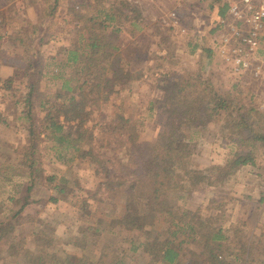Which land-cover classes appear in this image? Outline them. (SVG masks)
I'll list each match as a JSON object with an SVG mask.
<instances>
[{"label": "rangeland", "instance_id": "1", "mask_svg": "<svg viewBox=\"0 0 264 264\" xmlns=\"http://www.w3.org/2000/svg\"><path fill=\"white\" fill-rule=\"evenodd\" d=\"M127 1L133 9L141 6L138 8L140 24L121 27L117 43L132 78L119 85L117 93L96 110L89 124L94 131L98 153L134 166L126 155L127 149L121 144L129 136L130 126L135 129L140 143L156 142L167 117L161 107L164 93L160 86L170 77L183 82L199 74L204 81L214 84L221 94L231 93L233 85L239 84L245 93L236 97L238 104L245 110L252 108L264 112L263 51L248 58L252 66L240 77L233 75L232 64L215 53L211 57L207 53L193 54L195 44L199 45L200 51L212 49L225 32L216 21L217 9H210L213 0H186L181 10L177 8L176 0H158L156 4H148L146 0ZM76 2L81 0H0V82L7 83L11 79L13 83L10 91L0 90V119L6 120L0 122V222L16 216L14 238L2 248V264L38 263L42 252L33 242L32 232L36 228L54 231L58 245L52 249L57 257L63 259L65 255H71L92 261V256L85 255L71 242L78 227L84 224V218L80 216L83 199L94 205L92 223L95 224L100 217L104 220L95 235H99V249L105 248L108 260L115 264L119 258H124L129 264L146 262L141 254L131 253L129 241L106 235L104 229L108 230L110 219L102 216L105 212L101 208L109 209L103 201L108 203L110 196L103 193L105 177L98 174L88 161H58L52 143L44 140L37 165L42 180L37 179L35 188L27 191L29 172L24 166L23 154L29 139L18 121L20 111L17 103L28 92L25 73L31 64L42 72L33 78L42 94L57 93L72 74V67L66 65L67 58L59 54V50L70 46L75 38L72 24L75 14L71 7ZM102 4L106 5L107 0ZM97 9L100 8H91L92 13ZM173 12H177L180 18L177 26L170 18ZM256 70L259 71L258 76ZM189 90L193 91L192 88ZM36 112L40 120L41 115ZM227 121V114L217 116L198 133L185 130L180 135L186 139L191 137L187 150L190 166L209 173L212 180L217 174L210 171L224 166L239 149L231 139L232 126ZM53 175L57 176L55 184L46 180ZM60 178L68 181L61 196L54 189ZM218 184L211 186L206 183L196 190L180 192V188L174 186L163 205L174 214L197 212L203 217L216 218L223 228H241L251 250L249 264H264V155L256 166L242 168L224 184ZM16 191L15 203L10 202L9 198ZM88 191H96L95 198L89 197ZM52 196L58 197L59 201L50 202ZM136 206L143 215H149V202L137 201ZM164 216L161 226L169 228L172 214L165 213ZM132 235L136 241L140 232L134 230ZM11 245L13 250L9 248ZM187 248L194 250L191 245ZM188 255L184 253L182 264L189 260Z\"/></svg>", "mask_w": 264, "mask_h": 264}, {"label": "trees", "instance_id": "2", "mask_svg": "<svg viewBox=\"0 0 264 264\" xmlns=\"http://www.w3.org/2000/svg\"><path fill=\"white\" fill-rule=\"evenodd\" d=\"M102 1L105 0H81L71 7L75 14L72 19L75 38L70 46L62 47L59 54L66 56V65L71 66L73 72L60 91L42 94L33 80L42 72L32 64L25 73L28 77V92L17 105L20 111L18 121L29 139L23 154V163L29 172L30 185L27 191L35 188L37 179L42 180L37 165L40 146L46 140L52 143L58 161H88L98 174L105 177L103 193L109 195L110 200L103 203L109 209H101L107 213L102 216L110 220L108 230L104 231L106 235L129 241L131 253L141 254L145 264H182L185 252L189 253L186 264H249L251 250L241 228H223L218 225L216 218L203 217L197 212L174 214L163 203L170 191L175 189L174 186L180 188L178 192L196 190L206 183L217 186L220 185L218 183L224 184L242 168L256 166L264 155V112L252 108L245 110L238 104L236 97L245 93L239 84L232 87L231 93L238 94L234 96L230 92L221 94L214 84L207 83L199 74L183 82L170 77L162 81L160 86L164 93L161 107L165 109L167 117L156 142L140 143L135 129L130 126L129 136L121 144L127 149L126 155L134 166L98 153L94 131L89 128V124L96 110L117 93L119 85L132 78L123 62L121 48L117 44L118 36L121 27L127 24L137 27L141 19L138 9L141 6L133 9L127 0H107L106 5ZM93 7L100 9L92 13ZM210 9H217V19L225 17L227 13V5H220L216 0H213ZM198 47L195 44L193 53ZM204 51L210 57L212 51ZM12 85L11 79L7 83L0 82V90L8 92ZM36 111L41 115L40 120ZM225 114L228 125L232 126L231 139L239 149L224 166L210 171L217 174L216 179L212 180L209 173L190 166L187 150L191 137L186 139L180 135L185 130L198 133L212 119ZM5 121L3 117L0 119L1 123ZM46 180L55 184L57 176H50ZM58 182L54 189L61 196L66 191L68 181L60 178ZM94 192L88 191L87 194L91 197L96 194ZM16 195L18 191L13 193L9 201L15 203ZM58 201V197H50V202ZM137 201L150 203L149 215L139 211ZM92 207L94 205L88 199H83L80 216L84 218V224L78 227L71 242L94 259L88 261L71 255H65L63 259L57 257L52 249L57 247L54 231L36 228L32 232L33 242L42 252L37 264H115L113 260H108L105 248L99 249L101 239L95 234L104 220L100 217L95 224L92 223V214L95 212ZM165 213L172 214L169 228L161 226L166 218ZM15 219L16 216H12L9 221L0 222V264L3 246L14 238ZM134 230L140 232L136 241L132 235ZM190 245L194 250L189 251L187 247ZM9 248L14 249L13 245ZM116 264L129 262L119 258Z\"/></svg>", "mask_w": 264, "mask_h": 264}, {"label": "built area", "instance_id": "3", "mask_svg": "<svg viewBox=\"0 0 264 264\" xmlns=\"http://www.w3.org/2000/svg\"><path fill=\"white\" fill-rule=\"evenodd\" d=\"M146 1L156 4L158 0ZM176 2L178 10H181L186 0ZM216 3L227 5V13L216 20L225 32L214 43L212 50L232 64L233 75L240 77L252 66L248 58L258 51L264 52V0H216ZM170 18L177 26L180 21L177 12L171 13ZM255 74L258 76L259 71L256 70Z\"/></svg>", "mask_w": 264, "mask_h": 264}, {"label": "crops", "instance_id": "4", "mask_svg": "<svg viewBox=\"0 0 264 264\" xmlns=\"http://www.w3.org/2000/svg\"><path fill=\"white\" fill-rule=\"evenodd\" d=\"M216 19V18H215ZM33 23H35V22H33ZM206 49H209V50H211L210 52H211V55H210V57L214 54V52H213V50L211 49V48H206ZM199 52H201V53H205V51H204V49L202 50V51H200L199 50V47L196 49V51L193 53L194 55H199Z\"/></svg>", "mask_w": 264, "mask_h": 264}]
</instances>
